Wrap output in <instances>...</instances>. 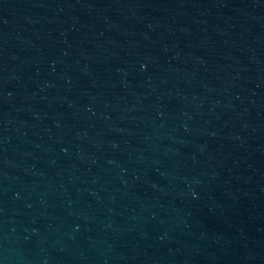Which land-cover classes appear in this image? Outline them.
Wrapping results in <instances>:
<instances>
[{"label": "water", "instance_id": "water-1", "mask_svg": "<svg viewBox=\"0 0 264 264\" xmlns=\"http://www.w3.org/2000/svg\"><path fill=\"white\" fill-rule=\"evenodd\" d=\"M0 264H264V0H0Z\"/></svg>", "mask_w": 264, "mask_h": 264}]
</instances>
